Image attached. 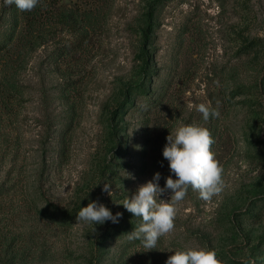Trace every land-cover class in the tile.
<instances>
[{
	"label": "rangeland",
	"instance_id": "obj_1",
	"mask_svg": "<svg viewBox=\"0 0 264 264\" xmlns=\"http://www.w3.org/2000/svg\"><path fill=\"white\" fill-rule=\"evenodd\" d=\"M192 122L224 187L189 188L147 250L120 203L156 172L164 186L166 137ZM97 199L119 223L77 221ZM184 247L264 264V0H0V264H165Z\"/></svg>",
	"mask_w": 264,
	"mask_h": 264
},
{
	"label": "clouds",
	"instance_id": "obj_2",
	"mask_svg": "<svg viewBox=\"0 0 264 264\" xmlns=\"http://www.w3.org/2000/svg\"><path fill=\"white\" fill-rule=\"evenodd\" d=\"M39 2L40 0H3L5 5L14 4L19 11H31ZM196 110L202 114L204 121L220 116L218 107H212L210 104L200 103ZM213 142L209 129L196 122L185 124L170 132L162 150L170 173L165 177L164 186L161 187L159 183L161 173L156 172L152 179L139 185L130 198L126 197L120 203L134 217L140 218L139 225L128 233L129 240H139L147 250L156 249L159 238L173 230L176 204L186 197L189 188L199 190L200 197L204 200H209L222 191L223 166L211 150ZM102 192L111 195L110 183L103 184ZM166 193L168 198H161ZM122 215L121 212L113 214L106 204L97 199L79 209L77 221L95 226L104 225L109 221L116 224ZM165 264L221 262L214 249L184 247L175 250L174 254L166 259Z\"/></svg>",
	"mask_w": 264,
	"mask_h": 264
},
{
	"label": "trees",
	"instance_id": "obj_3",
	"mask_svg": "<svg viewBox=\"0 0 264 264\" xmlns=\"http://www.w3.org/2000/svg\"><path fill=\"white\" fill-rule=\"evenodd\" d=\"M151 18H152V12H149V14H148V22H147V28H146V30H145V39L146 40H148V35H149V32H150V30H151V28H152V24H151Z\"/></svg>",
	"mask_w": 264,
	"mask_h": 264
}]
</instances>
